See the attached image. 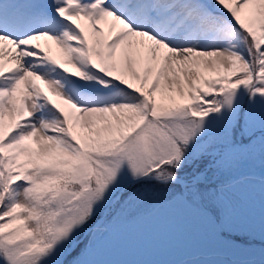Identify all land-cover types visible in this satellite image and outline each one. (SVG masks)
<instances>
[{"label":"snow or ice","instance_id":"obj_1","mask_svg":"<svg viewBox=\"0 0 264 264\" xmlns=\"http://www.w3.org/2000/svg\"><path fill=\"white\" fill-rule=\"evenodd\" d=\"M157 222L264 264V0H0V264Z\"/></svg>","mask_w":264,"mask_h":264},{"label":"rangeland","instance_id":"obj_2","mask_svg":"<svg viewBox=\"0 0 264 264\" xmlns=\"http://www.w3.org/2000/svg\"><path fill=\"white\" fill-rule=\"evenodd\" d=\"M163 224L164 229L162 235L159 234L161 235L159 241L146 240L143 244L142 241L130 237L126 247L122 246L128 250L129 260L121 264H189L191 261L214 259L203 252L197 240L176 228L179 227L178 222L175 227L166 222Z\"/></svg>","mask_w":264,"mask_h":264},{"label":"trees","instance_id":"obj_3","mask_svg":"<svg viewBox=\"0 0 264 264\" xmlns=\"http://www.w3.org/2000/svg\"><path fill=\"white\" fill-rule=\"evenodd\" d=\"M157 223L158 224L154 223L152 225L130 232L126 234L123 238H121V240L118 242L116 251L109 257L112 261H114V264H121L122 262L126 263L129 260L128 250L126 248H123L122 246L126 247V243L130 241V237L134 238L135 240H140L142 241V243L146 240H149L150 242H153L156 239H158V241L161 240L160 236L163 233L164 224L163 222ZM152 232H155L157 234L153 235ZM126 254L128 257H126Z\"/></svg>","mask_w":264,"mask_h":264}]
</instances>
